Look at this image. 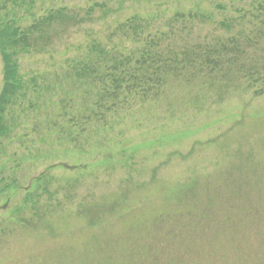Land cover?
<instances>
[{"label":"rangeland","instance_id":"rangeland-1","mask_svg":"<svg viewBox=\"0 0 264 264\" xmlns=\"http://www.w3.org/2000/svg\"><path fill=\"white\" fill-rule=\"evenodd\" d=\"M0 25L30 46L0 264H264V0H0Z\"/></svg>","mask_w":264,"mask_h":264},{"label":"trees","instance_id":"trees-1","mask_svg":"<svg viewBox=\"0 0 264 264\" xmlns=\"http://www.w3.org/2000/svg\"><path fill=\"white\" fill-rule=\"evenodd\" d=\"M61 14L59 11H57L55 14H49L47 17V20H54V19H62L60 18ZM46 21V20H45ZM18 28H14L11 26H1L0 25V54L2 58V63H3V80H4V91L0 99V138L4 137L6 135V128L4 125V111L6 109V106L10 102L7 100L8 97L14 96L18 89L19 86L17 84V65H16V60L14 57V53H22V52H28L30 49V46L27 42V37L26 32H18ZM104 56V54L100 53V56ZM146 58H142L143 64L148 63V66L151 68L150 64L153 63L152 65H155L158 63V66L155 68H158V70L154 73L153 75H159L158 79L162 80L163 79V68L165 67V62L161 61L156 54H151V53H146ZM108 55L106 54L103 58L105 64H111V68L107 69V71H111L113 73H118L117 78L113 73H111L108 78L112 77V83L115 85V87L119 86L120 84L125 82V78H128L130 76V72H134L133 70H130L127 68L129 65V62L127 59H123L121 61H115L114 59L112 60H107ZM106 61V62H105ZM150 63V64H149ZM162 63L163 67H162ZM160 69V70H159ZM163 70V71H161ZM148 71V70H147ZM82 72L84 75H89V71L86 72L85 69H82ZM92 72V70H91ZM94 72V71H93ZM95 73V72H94ZM113 74V75H112ZM144 79H148L144 76H142ZM124 78V79H123ZM110 96V95H108ZM107 96V97H108Z\"/></svg>","mask_w":264,"mask_h":264}]
</instances>
